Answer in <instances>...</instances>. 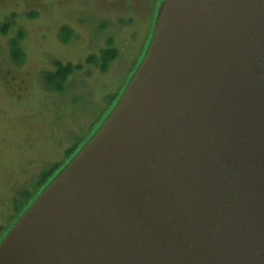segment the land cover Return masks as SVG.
Returning <instances> with one entry per match:
<instances>
[{
	"label": "water",
	"instance_id": "obj_1",
	"mask_svg": "<svg viewBox=\"0 0 264 264\" xmlns=\"http://www.w3.org/2000/svg\"><path fill=\"white\" fill-rule=\"evenodd\" d=\"M0 264H264V0H163L121 98Z\"/></svg>",
	"mask_w": 264,
	"mask_h": 264
},
{
	"label": "rangeland",
	"instance_id": "obj_2",
	"mask_svg": "<svg viewBox=\"0 0 264 264\" xmlns=\"http://www.w3.org/2000/svg\"><path fill=\"white\" fill-rule=\"evenodd\" d=\"M162 2L0 0V203L12 204V218L0 208V237L115 107L147 50ZM109 41L118 56L102 71L86 59ZM56 61L82 64L62 90L44 79Z\"/></svg>",
	"mask_w": 264,
	"mask_h": 264
},
{
	"label": "trees",
	"instance_id": "obj_3",
	"mask_svg": "<svg viewBox=\"0 0 264 264\" xmlns=\"http://www.w3.org/2000/svg\"><path fill=\"white\" fill-rule=\"evenodd\" d=\"M109 45L107 48H103L100 50L98 54H92L87 57L86 61L88 63H95L100 66L102 71L107 70L109 64L115 60L118 56L117 50L108 42ZM15 44H13V47ZM14 55V53H12ZM15 56V55H14ZM55 71L54 72H46L44 75L45 82L47 86L51 88H55L57 90L64 89L65 82L69 78V76L75 72L76 70L82 69L81 63H63L61 61L55 62ZM48 176L45 177V179Z\"/></svg>",
	"mask_w": 264,
	"mask_h": 264
},
{
	"label": "flooded vegetation",
	"instance_id": "obj_4",
	"mask_svg": "<svg viewBox=\"0 0 264 264\" xmlns=\"http://www.w3.org/2000/svg\"><path fill=\"white\" fill-rule=\"evenodd\" d=\"M0 208H6V209H8L9 210V213H7L5 216H6V218L8 216H9L8 218H12V204L10 202H9V204L6 203L5 205H1V203H0ZM3 217H4V215H1V218H3ZM14 224H15V222H11L10 223V226L6 229V231L4 232V234L0 237V242L4 239V237L7 235V233L13 227Z\"/></svg>",
	"mask_w": 264,
	"mask_h": 264
}]
</instances>
